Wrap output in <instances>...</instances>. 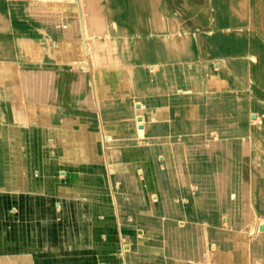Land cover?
<instances>
[{
    "label": "crops",
    "instance_id": "0c3cea01",
    "mask_svg": "<svg viewBox=\"0 0 264 264\" xmlns=\"http://www.w3.org/2000/svg\"><path fill=\"white\" fill-rule=\"evenodd\" d=\"M7 6L0 264H199L212 243L215 264L264 257V149L249 144L244 68L94 67L75 2ZM246 165L255 237L242 222Z\"/></svg>",
    "mask_w": 264,
    "mask_h": 264
},
{
    "label": "bare ground",
    "instance_id": "6f19581e",
    "mask_svg": "<svg viewBox=\"0 0 264 264\" xmlns=\"http://www.w3.org/2000/svg\"><path fill=\"white\" fill-rule=\"evenodd\" d=\"M68 1L75 2L79 6L78 14L80 15L82 21L83 33L86 42L85 49L87 48L88 50L89 58L87 59L89 60V63L94 67L103 68L104 66L105 67L133 66L137 64L145 65L149 67H158L161 64H175L181 62H195V61L204 62L205 64L208 65L218 64V66L222 67L225 65V62H227V60L228 62H230V59L226 58L225 60H222V62L216 60L211 61L209 59L210 54L211 56H213V53L217 52V54L219 53L218 56H220L221 58V57L233 56V53H235L236 51L241 55L245 51H249L247 52V54L251 56L252 52H256V53L260 52L258 47H261V49L264 48V42L258 41L257 34L255 33L256 30H254V28L256 27V23H258L259 21H260L259 22L260 29L264 27V10L261 11L262 8L264 9V0H213V4H211L212 3L211 0L210 1L209 0H68ZM211 5L212 6L214 5L213 7L215 8L213 9ZM7 8H8L7 0H0V56L5 55L4 48L13 45L15 42L12 38L10 39L9 36L7 35V30H8V21L6 20ZM257 13L259 14L260 18L259 17L256 18L255 14ZM214 16L215 17L218 16L223 20L222 21L216 20L217 18L215 19ZM229 16L231 17L229 18ZM202 19H205V21H203ZM206 20H209L208 22H210L209 30L203 31L197 29V27L200 24L207 23ZM211 21H214V24H212ZM251 22H255V26H252ZM16 34L18 37L16 38V40H19L22 36H27V35L28 36L34 35L39 37L37 32L27 33L24 30H16ZM68 48L72 49V46ZM73 49L75 50V48ZM262 51H264V49ZM247 56L248 55H245L244 60H241V62L249 65L251 61L247 59ZM241 62L239 61L236 64H239ZM248 71H250L249 67H248ZM255 73L258 74L260 73V71L258 69L254 70V68H251L250 74L254 76ZM102 81H103V77H102ZM205 112L203 113L205 114ZM140 122L141 121H138V123ZM141 130L143 131V129ZM149 162L154 164L155 168H157L155 162L154 163L152 161ZM248 167L245 166L244 169V185H243L244 212H243L242 222L245 231L249 232V234L252 237H255L259 235L261 231L260 219L254 213L251 206V199H252V196L250 194L251 178H250V172L246 173ZM159 169L161 168L159 167ZM141 170H142L141 172L142 177L145 178L147 173L145 169H141ZM153 178L150 177V180ZM151 183L153 184L152 181H148L145 179V185H147L149 189L152 187ZM202 191L203 190H201V192ZM193 192L194 194H198V190L196 186H194ZM154 196H155L154 200L155 201L158 200L156 198L157 194H154ZM168 200L172 201L171 199ZM181 204L182 206H185L186 202H182ZM209 207L211 208V206ZM184 220L186 219L182 217L181 223H184L185 222ZM199 230L201 231V229ZM123 239L124 238H122V240ZM244 246L246 245L244 244ZM123 249H125V244L123 245ZM217 249L218 248L216 246V243L210 244L209 249L207 250L206 253L207 254V260L205 259L206 262L199 264H215L214 263L215 260H213V258L216 255H218L216 254ZM240 249H242V247ZM252 263L264 264V257H261L259 255H254Z\"/></svg>",
    "mask_w": 264,
    "mask_h": 264
},
{
    "label": "rangeland",
    "instance_id": "374dc122",
    "mask_svg": "<svg viewBox=\"0 0 264 264\" xmlns=\"http://www.w3.org/2000/svg\"><path fill=\"white\" fill-rule=\"evenodd\" d=\"M211 2H212L211 4H213V0H211ZM213 6H212V8L214 9L215 7H213ZM263 10L264 9L262 8L261 11H263ZM255 15H256V18L259 17L258 13ZM230 17L231 16H229V18ZM215 19L219 20V21L223 20L218 16H216ZM202 20L205 21V19H202ZM206 21H207V23L200 24L197 27V29H200L203 31L209 30V23L210 22H208L209 20H206ZM211 23L214 24V21H211ZM258 23H256V27L254 28V30H256L255 33L257 34L258 41L264 42V27L260 29V23H259V25H258ZM251 25L255 26V22H251ZM258 48H259L260 52H258V53L252 52L251 56L249 54H247V52H249V51H245L242 55L236 51L235 53H233V56L220 58V56H218L219 53L217 54V52H214L213 56H211V54H210L209 59L211 61L216 60V61L222 62V60H225L227 58V59H230V62H228V60H227V62H225V65H227L228 63H231V64L239 65L240 67L244 68L243 71L241 70L242 71L241 72L242 78L244 79L245 82H248V86H247V88L245 87V89H248V91H249V93H247V96L249 98L248 99V102H249L248 103V118L244 119V123L248 124L249 136H250L249 144L252 148H257V149L263 148L264 149V51H262L264 48H262V49H261V47H258ZM245 55H248L247 59L249 61H251L249 64L250 66L246 63L241 62V60H244ZM214 56H216V57H214ZM258 57H260V58H258ZM235 61H237V62L240 61L241 63L236 64L237 62H235ZM252 64H253V66H252ZM248 67H249L250 71H248ZM251 68H254V70L258 69L260 71V73H258V74L255 73L253 76L252 74H250ZM261 134H263V135H261ZM260 139H261V141H260ZM246 167H248V165H246ZM249 172H250V170L248 167L246 170V173H249Z\"/></svg>",
    "mask_w": 264,
    "mask_h": 264
}]
</instances>
